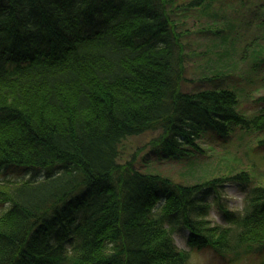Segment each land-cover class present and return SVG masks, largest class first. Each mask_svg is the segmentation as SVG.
Masks as SVG:
<instances>
[{
    "label": "trees",
    "instance_id": "obj_1",
    "mask_svg": "<svg viewBox=\"0 0 264 264\" xmlns=\"http://www.w3.org/2000/svg\"><path fill=\"white\" fill-rule=\"evenodd\" d=\"M215 1L0 0V172L24 175L0 178V264H188L181 230L223 264L264 250V182L230 212L221 189L246 171L183 184L119 159L141 135L142 157L193 160L206 133L264 129V106L239 114L223 74L183 90L185 20ZM213 194L225 226L208 218Z\"/></svg>",
    "mask_w": 264,
    "mask_h": 264
},
{
    "label": "rangeland",
    "instance_id": "obj_2",
    "mask_svg": "<svg viewBox=\"0 0 264 264\" xmlns=\"http://www.w3.org/2000/svg\"><path fill=\"white\" fill-rule=\"evenodd\" d=\"M259 7L264 9V0H217L211 7V15L205 13L189 15L184 26L188 27V32L184 37L187 57L186 82L183 90L192 92L210 88V82L201 80L223 74L226 76L223 85L239 90L241 94L236 91L237 112L249 117L258 114L264 106V85L253 79L255 76L250 66L254 57L250 52L259 45L264 56V13ZM219 36L221 38L227 36V39L219 40ZM253 39L254 41L251 42ZM227 40L229 41L225 44ZM250 43H258V45L252 44V46L249 45ZM234 45L235 50L232 51L230 48ZM225 50L230 52L225 53ZM149 138L150 136L146 134L127 139L122 148L120 161H126L134 154L136 167L141 171L160 173L183 184L199 183L219 176L226 170L227 173L248 172L251 179L249 184L228 183L221 189V204L230 212H237L243 207L244 198L250 187L264 182V145L262 144L264 129L257 131L250 128L245 131L232 127L225 140L206 133L198 140L200 148L206 154L193 160L157 159L154 155L147 156L148 147L140 150ZM145 153H147L145 157H142ZM23 176L0 172L1 179ZM215 198L214 194L208 197V201L211 202L208 218L214 224L225 226L227 225L225 213L219 208V202L214 201ZM174 242L179 249L188 251V264H223L210 248L190 244L188 234L184 230L174 234ZM234 264H264V250L251 252Z\"/></svg>",
    "mask_w": 264,
    "mask_h": 264
}]
</instances>
